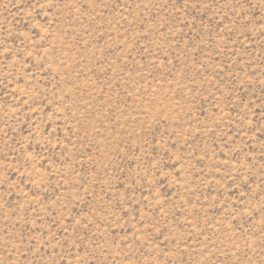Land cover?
Wrapping results in <instances>:
<instances>
[{"label":"rangeland","instance_id":"374dc122","mask_svg":"<svg viewBox=\"0 0 264 264\" xmlns=\"http://www.w3.org/2000/svg\"><path fill=\"white\" fill-rule=\"evenodd\" d=\"M0 264H264V0H0Z\"/></svg>","mask_w":264,"mask_h":264}]
</instances>
